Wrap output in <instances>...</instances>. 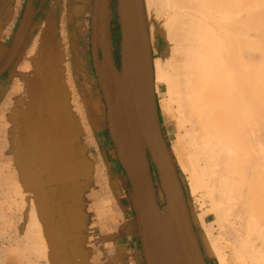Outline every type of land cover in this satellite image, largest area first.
I'll return each mask as SVG.
<instances>
[{"label":"bare ground","instance_id":"6f19581e","mask_svg":"<svg viewBox=\"0 0 264 264\" xmlns=\"http://www.w3.org/2000/svg\"><path fill=\"white\" fill-rule=\"evenodd\" d=\"M126 1L131 10L134 0ZM134 5L135 41L128 38L134 51L125 49V74L115 81L127 96L139 177L148 182V153L172 175L173 155L151 109V87L161 96L164 85L158 108L177 122L170 147L190 176L193 198L209 207L196 218L206 247L220 264H264V0ZM145 8L161 26L163 51L152 47ZM31 61L33 51L25 60ZM33 134L36 141L40 131L34 127ZM29 154L23 149L15 162L0 157L1 264H54L55 241L65 231V208L44 189Z\"/></svg>","mask_w":264,"mask_h":264},{"label":"crops","instance_id":"0c3cea01","mask_svg":"<svg viewBox=\"0 0 264 264\" xmlns=\"http://www.w3.org/2000/svg\"><path fill=\"white\" fill-rule=\"evenodd\" d=\"M25 1L0 0V63L11 46ZM92 9L93 0H65L61 35L52 39L53 54L45 50L38 70L34 61L25 62L32 49L35 56L43 34L31 38L32 26L20 56L0 78V157L15 162L27 149V158H36L34 168L44 189L63 203L65 231L55 241L54 264H146L128 179L120 164L116 170L110 168L115 158L111 160L100 133L106 107L104 112L103 95L102 101L95 88L98 80L90 75L95 74ZM54 27L52 23L49 35L56 34ZM62 59L68 73L65 84H59L57 74ZM46 67L54 77L51 83L46 81ZM38 104L41 108L36 111ZM34 127L42 137L37 145Z\"/></svg>","mask_w":264,"mask_h":264},{"label":"water","instance_id":"95a60500","mask_svg":"<svg viewBox=\"0 0 264 264\" xmlns=\"http://www.w3.org/2000/svg\"><path fill=\"white\" fill-rule=\"evenodd\" d=\"M135 2L136 0L132 5L134 8ZM112 3L113 0H93L91 53L95 75L107 107V129L114 144L117 159L130 185L131 202L146 264H208L193 224L184 187L169 153L168 164L171 176L163 165L152 158L151 153H148V182L144 183L139 177L130 149L132 132L128 119L124 115L126 109L122 100L126 95L115 81V78L119 79L125 74L124 61L127 55V53L125 55V49L129 48L131 55L134 51H132L133 45L128 47V38L130 43L135 41L133 37L137 29L134 13L136 10L132 7L130 10L127 7L128 1L116 0L115 13ZM37 13L35 0H27L11 46L0 63V78L20 56ZM115 16L118 18L121 33L120 69L116 63V47L112 32ZM151 90V109L160 126L158 103L153 87ZM153 167L165 196L166 208L159 202Z\"/></svg>","mask_w":264,"mask_h":264},{"label":"rangeland","instance_id":"374dc122","mask_svg":"<svg viewBox=\"0 0 264 264\" xmlns=\"http://www.w3.org/2000/svg\"><path fill=\"white\" fill-rule=\"evenodd\" d=\"M26 2H27V0L25 1V5H26ZM64 4H65V0H35V8L38 10V13H37L35 20H34V23H33V25H34L33 27H35V32L31 38L36 37L39 32L43 31V34L41 36L42 38H40L37 41L38 47L36 50V54L34 56V62H35V64H37V70L40 67L39 65L42 64V63H40V60H41L42 56H44V52L48 51L47 54H50V55L53 54L52 53L53 49L51 46L52 42H53L52 39H55L61 35L62 29L60 27V23H61V18H62L63 11H64ZM24 8H25V6H24ZM112 9L116 13V0H113ZM23 12H24V9H23ZM23 12H22V14H23ZM145 21L147 22L146 24L148 27L152 47L156 46V44L160 45L161 51H163L164 48H162V46H165V44H163L164 39H163V35L161 32V26H160L157 18L155 17L154 10H152L150 12L147 9L145 10ZM52 23L55 24L54 31H53V32H56L55 35L54 34H51V35L48 34L49 28L52 25ZM112 32H113V36H114L113 40L115 42V47H116V51H115V57H116V53L119 51V48H120V40H121L120 27L118 24V18L116 16H115L113 24H112ZM90 41H91V29H90ZM28 48L29 47L25 48L26 49L25 53H27ZM32 51H33V55H34L35 49H32ZM57 66H58L57 67V74L60 73V76L58 77L59 84H65L67 74H68L66 72L67 70L65 67L66 66L65 59H62L58 63ZM47 69L48 68L46 67L45 72L47 71ZM92 70H93V68H92ZM34 71H35V66L33 68V72ZM93 73H95V72L93 71ZM90 75L92 77H94L93 75H95V74H92V72H91ZM4 76H6V74ZM36 79H38V78L36 77ZM52 79L54 80L53 75L50 76L48 74V71H47L46 72V81H49L51 83ZM39 80L40 79H38V82H39ZM38 85H39V83H38ZM95 88H96V93H97L98 98L103 101L102 92L100 91L97 84H96ZM161 91L163 93V94H161V96L156 95L157 103H159L160 98L166 97V87L164 85L161 86ZM104 103H105V101H104ZM40 108H41L40 104H38V106H35L36 111ZM104 112H105V106H104ZM104 114H105V118L103 120L104 125H103V128L101 129L100 133L102 135V139L108 143L109 155L111 157V160H112V158H115L112 160L113 164L111 163L110 168H112V170H116L118 164H120V163L117 159V154H116V150H115L114 144L112 142V139L108 135L107 117H106V113H104ZM160 122H161V130H162L163 137L167 143V146L170 148V151L172 152L173 159L176 161L175 152L171 149L170 145L172 143V140L175 139L174 137H175V132L177 131V122L175 121L172 114L168 115V119H166V116L161 111H160ZM171 134H172V137H171ZM41 138L42 137L38 136V138H36V141L41 142V140H42ZM36 141H35V144H36ZM34 159H36V158H34ZM175 165H176V167L178 166L177 163ZM120 171L126 177L122 167L120 168ZM153 171L155 174V184H156V188H157V195L159 198V202L162 206H165L166 205L165 196H164L162 189L160 188L159 179H157L156 171H155L154 167H153ZM177 171H178V175L181 177V180L183 182L182 185H183L184 190H185L187 203L189 206V210L191 213L193 224L196 228L198 238H199L201 247L204 251L205 257L207 259V262H208V264H220L217 257L213 254V252L211 250H209V248L206 247V244L204 242V238H205V231L204 230H205V228H203V226L196 220L198 215L200 213H202L205 209L207 210L209 207H206V206L202 207V208L199 207V205H198L199 203H197L196 199L193 198V194H192L191 189H188V187H190V176L189 175L187 176V174L184 173L180 169L179 166L177 168ZM128 185H129V182H128ZM129 189H130V185H129ZM55 197H57V196L52 195V198H54L55 203H61L63 206V203L56 201ZM65 199H66V197H65ZM50 203L52 204V202H50ZM50 206H52V205H50ZM55 216L59 217V215H57V214H55ZM74 216H75V214H74ZM212 219H214L213 215L210 216L209 220H212ZM217 229H219L218 226H217ZM216 232H218V230H216ZM138 236L140 238V234H138ZM1 247L2 246L0 245V251H1Z\"/></svg>","mask_w":264,"mask_h":264},{"label":"flooded vegetation","instance_id":"af4514ba","mask_svg":"<svg viewBox=\"0 0 264 264\" xmlns=\"http://www.w3.org/2000/svg\"><path fill=\"white\" fill-rule=\"evenodd\" d=\"M91 60H92V53H91ZM116 63H117V66L120 69V67H121V62H120V48H119V51L116 53ZM92 66H93V60H92ZM93 69H94V66H93ZM105 107H106V104H105ZM106 117H107V107H106ZM108 135H109V132H108Z\"/></svg>","mask_w":264,"mask_h":264},{"label":"trees","instance_id":"16d2710c","mask_svg":"<svg viewBox=\"0 0 264 264\" xmlns=\"http://www.w3.org/2000/svg\"><path fill=\"white\" fill-rule=\"evenodd\" d=\"M113 38H114V36H113ZM114 44H115V42H114ZM174 161H175V160H174ZM175 164H176V161H175ZM176 168H178V166H177Z\"/></svg>","mask_w":264,"mask_h":264}]
</instances>
